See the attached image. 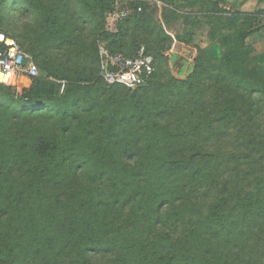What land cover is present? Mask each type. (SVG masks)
<instances>
[{"label": "trees", "instance_id": "obj_1", "mask_svg": "<svg viewBox=\"0 0 264 264\" xmlns=\"http://www.w3.org/2000/svg\"><path fill=\"white\" fill-rule=\"evenodd\" d=\"M12 3L43 10L0 0V32L15 29L4 33L45 76L0 85V264H264V72L246 46L251 25L225 18L235 31L220 65L205 69L201 55L186 78L169 71L167 85L125 99L130 89L113 85L100 103L86 81L56 74L41 40L16 34ZM121 4L135 15L106 33L113 58H133L126 39L147 18ZM148 50L153 79L168 58Z\"/></svg>", "mask_w": 264, "mask_h": 264}, {"label": "rangeland", "instance_id": "obj_2", "mask_svg": "<svg viewBox=\"0 0 264 264\" xmlns=\"http://www.w3.org/2000/svg\"><path fill=\"white\" fill-rule=\"evenodd\" d=\"M32 1L42 8L43 13L38 11V7L32 13H16L14 6L17 4L12 3L11 12L5 16L20 29L16 34L26 33V37L41 40L37 48L45 51L44 57L50 61V66L57 75H68L69 79L86 81L85 83L93 87L91 96H88L89 100L98 99L100 103L105 102L108 97L106 92H115V88H110L113 85H109L102 78L104 64L113 58L111 50L115 47L111 44L113 40L106 33L110 32L108 23L113 12L125 11L127 5L115 1L111 3V8L104 10L100 0ZM133 4L142 6L147 19L143 31L126 39L125 51L140 52L142 49H153L159 55L167 57L168 61L159 65L158 77H153L141 88L120 92L121 99L132 97L159 80L167 85L168 78L165 74L169 71L180 78L192 75L197 66L194 59L201 55L205 56L206 62H210V65L204 64L205 69L220 65L227 51L222 44L223 36L235 31L226 28L225 18L238 14L237 27L240 30L251 25L249 31L252 33L247 40L264 25V0H133ZM191 4L195 5L190 7ZM46 11L56 20L54 34H50L48 27L43 23V14ZM129 13L134 16V9H129ZM124 29L126 30L127 26ZM2 31L11 33L15 29L3 27ZM247 40V48L253 49ZM96 54L98 60L94 58ZM254 65L255 63L252 67ZM39 75L45 76L41 68ZM163 76L165 77L162 78ZM92 78H96L98 82L92 81ZM51 79L57 80L55 77ZM89 80L90 83L87 82ZM85 95L84 92L83 99H88Z\"/></svg>", "mask_w": 264, "mask_h": 264}, {"label": "built area", "instance_id": "obj_3", "mask_svg": "<svg viewBox=\"0 0 264 264\" xmlns=\"http://www.w3.org/2000/svg\"><path fill=\"white\" fill-rule=\"evenodd\" d=\"M118 4L121 0H116ZM142 12V8L138 9ZM129 16V11H116L111 15L115 22ZM0 85H17L23 77H39V69L32 57L25 53L18 42L0 32ZM154 58L142 49L133 58H112L104 64L102 78L109 85L135 89L150 81L155 73Z\"/></svg>", "mask_w": 264, "mask_h": 264}, {"label": "crops", "instance_id": "obj_4", "mask_svg": "<svg viewBox=\"0 0 264 264\" xmlns=\"http://www.w3.org/2000/svg\"><path fill=\"white\" fill-rule=\"evenodd\" d=\"M247 43L253 48L259 61L260 69L264 72V25L247 40Z\"/></svg>", "mask_w": 264, "mask_h": 264}, {"label": "snow or ice", "instance_id": "obj_5", "mask_svg": "<svg viewBox=\"0 0 264 264\" xmlns=\"http://www.w3.org/2000/svg\"><path fill=\"white\" fill-rule=\"evenodd\" d=\"M0 39H3V37H0Z\"/></svg>", "mask_w": 264, "mask_h": 264}]
</instances>
